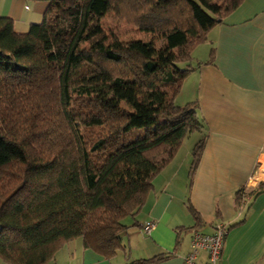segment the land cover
<instances>
[{
	"label": "trees",
	"instance_id": "1",
	"mask_svg": "<svg viewBox=\"0 0 264 264\" xmlns=\"http://www.w3.org/2000/svg\"><path fill=\"white\" fill-rule=\"evenodd\" d=\"M28 1L48 6L26 32L0 16V264H47L75 239L108 258L153 178L203 128L174 97L192 50L243 0H143L135 26L148 39L129 41L101 28L117 0ZM252 193L240 189L238 205Z\"/></svg>",
	"mask_w": 264,
	"mask_h": 264
},
{
	"label": "crops",
	"instance_id": "2",
	"mask_svg": "<svg viewBox=\"0 0 264 264\" xmlns=\"http://www.w3.org/2000/svg\"><path fill=\"white\" fill-rule=\"evenodd\" d=\"M46 2L0 0V16L28 28L39 23ZM15 30V29H14ZM24 30V29H21ZM16 31V30H15ZM21 32V31H16ZM191 71L174 97L193 104L203 128L185 137L171 161L153 178L141 209L124 219L121 248L111 257L67 242L47 264H187L194 232L227 229L216 264H264V0H243L212 27L191 52ZM202 150L191 172L192 149ZM253 193L236 201L237 192ZM155 228L142 232L144 223ZM200 251L197 264L206 262Z\"/></svg>",
	"mask_w": 264,
	"mask_h": 264
},
{
	"label": "rangeland",
	"instance_id": "3",
	"mask_svg": "<svg viewBox=\"0 0 264 264\" xmlns=\"http://www.w3.org/2000/svg\"><path fill=\"white\" fill-rule=\"evenodd\" d=\"M149 2H155V0H149ZM142 12H147L143 0H117L110 11L103 15L101 28L105 32L117 33L122 41L147 40L148 36L145 33H140L135 26V22L138 21V17ZM14 29L21 31L20 33L28 30L27 27L24 28V25L19 23L14 24Z\"/></svg>",
	"mask_w": 264,
	"mask_h": 264
},
{
	"label": "built area",
	"instance_id": "4",
	"mask_svg": "<svg viewBox=\"0 0 264 264\" xmlns=\"http://www.w3.org/2000/svg\"><path fill=\"white\" fill-rule=\"evenodd\" d=\"M154 228L155 223L149 221L142 226V232L149 235ZM226 235L227 229L222 224L217 225L212 234L194 232L190 243L191 251L184 257L185 263L197 264V255L200 251H205L207 258L204 264H216L220 258Z\"/></svg>",
	"mask_w": 264,
	"mask_h": 264
}]
</instances>
